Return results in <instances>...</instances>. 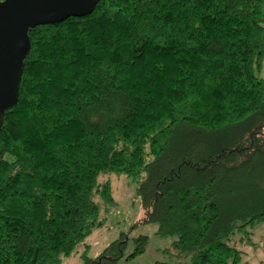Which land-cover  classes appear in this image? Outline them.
Listing matches in <instances>:
<instances>
[{
	"label": "trees",
	"instance_id": "16d2710c",
	"mask_svg": "<svg viewBox=\"0 0 264 264\" xmlns=\"http://www.w3.org/2000/svg\"><path fill=\"white\" fill-rule=\"evenodd\" d=\"M29 35L0 134V264L76 255L112 173L183 264H243L231 241L264 222V0H102ZM130 241L82 257L118 264Z\"/></svg>",
	"mask_w": 264,
	"mask_h": 264
},
{
	"label": "rangeland",
	"instance_id": "374dc122",
	"mask_svg": "<svg viewBox=\"0 0 264 264\" xmlns=\"http://www.w3.org/2000/svg\"><path fill=\"white\" fill-rule=\"evenodd\" d=\"M261 76L264 79V68ZM101 179L112 181L116 202L110 206H102V219L105 225L91 234L86 244L79 247V252L65 259L64 264H85L82 256L86 251L89 257H97L123 233L128 234L131 241L126 255L118 264H158V262L183 264L185 261L174 257L170 251L173 239L157 235L158 225L145 223L148 214L137 191L139 182L116 173L102 176ZM141 235L150 237L146 252L129 258L128 256L135 253L136 238ZM234 242L244 252L243 264H261L264 261V222L251 226L247 232H237L231 243Z\"/></svg>",
	"mask_w": 264,
	"mask_h": 264
},
{
	"label": "water",
	"instance_id": "95a60500",
	"mask_svg": "<svg viewBox=\"0 0 264 264\" xmlns=\"http://www.w3.org/2000/svg\"><path fill=\"white\" fill-rule=\"evenodd\" d=\"M102 0L0 1V134L6 112L19 102L25 61L32 51L29 32L70 17L90 16Z\"/></svg>",
	"mask_w": 264,
	"mask_h": 264
}]
</instances>
